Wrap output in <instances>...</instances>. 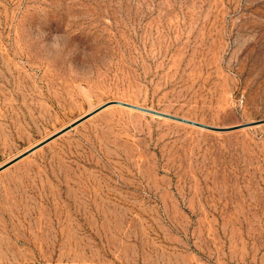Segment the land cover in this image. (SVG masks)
Wrapping results in <instances>:
<instances>
[{"label":"rangeland","instance_id":"obj_1","mask_svg":"<svg viewBox=\"0 0 264 264\" xmlns=\"http://www.w3.org/2000/svg\"><path fill=\"white\" fill-rule=\"evenodd\" d=\"M89 115L0 172V264H264V0H0V167Z\"/></svg>","mask_w":264,"mask_h":264},{"label":"water","instance_id":"obj_2","mask_svg":"<svg viewBox=\"0 0 264 264\" xmlns=\"http://www.w3.org/2000/svg\"><path fill=\"white\" fill-rule=\"evenodd\" d=\"M115 103L121 104V105H125V106L131 107V108H134V109H137V110L146 112V113H150V114H153V115H156V116L166 117V118H170V119L177 120V121H180V122L189 123V124H192V125L201 127V128H206V129H210V130H219V129L214 128V127H210V126H207V125H202V124L195 123V122H192V121H188V120H185V119L173 117V116L166 115V114H163V113H160V112H157V111H152V110H149V109H145V108H142V107H136V106H132V105L124 104V103H118V102H115ZM110 104H114V103H110ZM105 107H103V108H105ZM90 116L91 115H89V116H87L85 118H82V119L74 122L73 124H71L67 128L63 129L62 131L56 133L52 137H50V138L46 139L45 141H43L42 143L38 144L36 147H34V148L30 149L29 151L25 152L20 157H18L15 160H13V161H11V162H9V163L1 166L0 167V172L4 171L8 167L12 166L13 164H15L16 162H18L19 160H21L22 158L30 155L31 153H33L34 151H36L39 148L43 147L44 145L48 144L49 142L53 141L54 139L60 137L64 133H66V132L70 131L71 129L75 128L76 126H78L79 124H81L82 122H84L87 118H89ZM262 124H264V120L263 121L254 122V123H251V124H246V125H244L242 127L258 126V125H262Z\"/></svg>","mask_w":264,"mask_h":264},{"label":"built area","instance_id":"obj_3","mask_svg":"<svg viewBox=\"0 0 264 264\" xmlns=\"http://www.w3.org/2000/svg\"><path fill=\"white\" fill-rule=\"evenodd\" d=\"M35 264H42V263H35Z\"/></svg>","mask_w":264,"mask_h":264}]
</instances>
